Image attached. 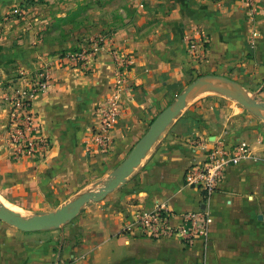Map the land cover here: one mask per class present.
Listing matches in <instances>:
<instances>
[{"label": "crops", "instance_id": "1", "mask_svg": "<svg viewBox=\"0 0 264 264\" xmlns=\"http://www.w3.org/2000/svg\"><path fill=\"white\" fill-rule=\"evenodd\" d=\"M23 1L0 0V15ZM112 1L130 17L107 33L104 25L87 27L88 37L102 36L89 71L62 57L81 51L72 50L79 44L73 31L67 39L45 42V31L27 32L31 23L43 20L37 7L21 5L24 13L1 33L0 83L14 73H21L19 81L42 70L49 75L48 89L32 103L33 134L51 144L42 154H15L8 138L9 91L0 87V197L23 211L48 212L67 193L104 179L158 114L201 76L229 77L264 102V0H256L252 12L246 0ZM202 36L206 52H194L193 38ZM115 51L131 57L130 88L109 147L90 152L85 140L95 109L111 94ZM211 93L188 102L148 157L108 195L106 208L89 207L79 222V238L26 232L0 219V264H264V120ZM241 141L249 143L251 157L230 166L205 200L201 189L188 183L189 169L203 163L216 144ZM162 203L177 215L208 209L213 216L208 238L186 245L178 238L153 240L124 229L138 213ZM179 221L176 216L174 222Z\"/></svg>", "mask_w": 264, "mask_h": 264}, {"label": "built area", "instance_id": "2", "mask_svg": "<svg viewBox=\"0 0 264 264\" xmlns=\"http://www.w3.org/2000/svg\"><path fill=\"white\" fill-rule=\"evenodd\" d=\"M246 1L250 5V11H254L256 0ZM100 41H95L90 50L67 52L62 57L74 67L89 71L96 61V50ZM207 43L205 37H196L193 38L191 47L194 52L203 53L206 52ZM113 55L115 69L110 86L111 94L95 109V120L85 140V146L90 152L106 151L109 147L111 133L123 114L122 101L130 88L131 57L120 51H115ZM21 80L23 81L11 88L12 91L6 98L9 105L8 138L18 157L45 153L51 145L47 137L33 134L36 124L32 111L33 101L49 87L48 72L42 70ZM246 157H251L247 141H241L233 146L218 143L211 149L203 163L189 169L187 181L189 184L197 185L202 191L203 198L208 200L217 191L226 170ZM176 216L180 218L178 223L174 222ZM212 224L213 216L206 208L177 215L167 204L162 203L152 211L138 213L124 229L130 233L137 231L148 239L178 238L184 244L192 245L196 240L208 238Z\"/></svg>", "mask_w": 264, "mask_h": 264}, {"label": "rangeland", "instance_id": "3", "mask_svg": "<svg viewBox=\"0 0 264 264\" xmlns=\"http://www.w3.org/2000/svg\"><path fill=\"white\" fill-rule=\"evenodd\" d=\"M24 4L29 9L37 7V10L35 9V11H40V13L44 12V16L41 15L42 18L40 17L39 19V21L43 19L42 22L38 24L31 23L26 28L27 32H33V34L34 33L41 34L43 31H45L44 32L45 34L43 36L45 37L44 41H43V37L41 38L42 41L45 42L46 40L50 41V40L67 39V37H70L71 35L68 30H70L71 33L73 31L76 34L75 37L77 38V41L79 42V44H77L78 47L72 48L73 51L75 48H81V50L84 47L91 48V46L95 43V41L100 40L102 38V36H100L101 34L100 35L97 34L89 37L85 35L84 32H86L87 27H93V26L99 27L101 25L100 26L101 28L102 25H104L105 28L103 29V31L107 33V30H112L113 28H116L118 25L125 23V20L129 19L130 17L129 11L125 12L121 8L116 7V3L113 2L112 0H24L23 2L19 3L15 9L7 10L6 12L0 15V38L2 35L1 33H4L5 31L7 32L9 31L8 25L11 19H14L15 17L19 18L21 17V14L24 13L22 12L23 9L21 6ZM37 4H39V6H37ZM46 20H49V22L46 23ZM38 44L41 43L38 42ZM20 74L21 73H14L12 77L10 76L6 81L1 82L0 87L2 89L3 87L6 88L8 87L7 89L10 94V92L12 91L11 88H13L15 84H19L20 82L23 81V80L19 81L21 77ZM10 85L12 87H10ZM224 85H226V87H228L236 95L242 97V101L240 102L235 98L228 97L219 92H213L211 94H218L219 96H224L226 98H229V100L232 101L233 104L239 105L242 108H246L245 105L243 104L245 98L242 96V92L233 86H229L227 84ZM246 110L249 109L246 108ZM111 174L112 172L108 174L104 179L98 180L89 186L67 193L66 196L68 197H66L60 204L49 208L50 211L45 213L56 211L61 207L68 206L69 204L73 203L75 199H77L79 196L85 193L99 191L101 188L106 186L109 179L111 178ZM117 188L110 191L107 194V196H105L101 200H97V201L91 200L88 203H86L81 208L80 212L70 221L58 227L46 229V231H59L60 234L62 236L64 235L66 239L79 238L82 235L81 234L82 230L80 229L81 227L79 226V222L86 219V217L90 212L89 207L94 208L100 205L101 207L106 208L107 205L105 204V201L108 199V195L115 192ZM11 205L17 210L24 212L25 219H29L35 215L44 214L39 212L36 213V212L23 211L19 206L13 204Z\"/></svg>", "mask_w": 264, "mask_h": 264}, {"label": "water", "instance_id": "4", "mask_svg": "<svg viewBox=\"0 0 264 264\" xmlns=\"http://www.w3.org/2000/svg\"><path fill=\"white\" fill-rule=\"evenodd\" d=\"M233 86L242 92L245 98L243 104L246 108L264 119V102L251 97L242 86L229 77L221 75H204L192 82L177 99L162 110L151 123L148 131L135 144L127 158L112 172L106 186L97 192H88L79 196L68 206L61 207L56 211L35 215L29 219L21 221L10 210L0 205V219L14 225L22 231H42L53 227H58L73 219L81 208L91 200H101L107 194L124 183L134 170L142 163V159L147 156L148 151L154 146L157 140L164 134L167 128L177 118L188 102L202 92H219L228 97L242 101V97L236 95L228 87Z\"/></svg>", "mask_w": 264, "mask_h": 264}, {"label": "bare ground", "instance_id": "5", "mask_svg": "<svg viewBox=\"0 0 264 264\" xmlns=\"http://www.w3.org/2000/svg\"><path fill=\"white\" fill-rule=\"evenodd\" d=\"M152 149V148H151ZM150 149V150H151ZM150 150L148 151V153L150 152ZM149 155V154H147ZM148 157V156H147ZM144 157L142 159V162L147 158ZM141 165V164H140ZM141 169V168H140ZM0 205L7 208L8 210H10L17 218H19L21 221L25 220V214L22 211L17 210L16 208H14L10 203H8L4 198L0 197ZM27 214V213H26Z\"/></svg>", "mask_w": 264, "mask_h": 264}]
</instances>
